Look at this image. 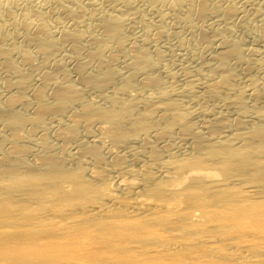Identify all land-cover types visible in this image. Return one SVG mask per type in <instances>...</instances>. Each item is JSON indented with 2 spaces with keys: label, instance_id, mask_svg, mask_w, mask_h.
Returning <instances> with one entry per match:
<instances>
[{
  "label": "bare ground",
  "instance_id": "6f19581e",
  "mask_svg": "<svg viewBox=\"0 0 264 264\" xmlns=\"http://www.w3.org/2000/svg\"><path fill=\"white\" fill-rule=\"evenodd\" d=\"M51 1L0 0V264H264V71L204 24L236 6L161 0L215 47L177 84L132 0Z\"/></svg>",
  "mask_w": 264,
  "mask_h": 264
},
{
  "label": "rangeland",
  "instance_id": "374dc122",
  "mask_svg": "<svg viewBox=\"0 0 264 264\" xmlns=\"http://www.w3.org/2000/svg\"><path fill=\"white\" fill-rule=\"evenodd\" d=\"M18 1L20 2L19 4H28L31 7H36V5L37 7L43 6L42 8L45 9L43 11V17L45 22H47L49 26H54L55 23H61L65 25L66 23H70L67 19L61 17V15L56 14V16L52 13H49L48 9L51 10L50 8L53 7V3L51 0ZM224 1L222 0L225 5L227 4L236 6L237 12L234 15L235 17L233 16L230 18V20L227 19L225 22H219L217 20L219 18L216 17L213 19L208 18V23L207 20H205L204 24L205 26H210L209 28H222L225 25L228 27L230 26V29L232 28L233 31L231 30V38H233L237 45L240 47L239 49L241 56L239 55L240 59L228 58L227 64L229 63L228 65L232 69V71H234L237 80L242 83V81L244 82L248 77H257V75H260L261 71H264V4H261L264 3V0ZM82 2L84 3L85 0H82ZM109 3H112V1L109 0ZM162 3L163 1L161 2V0H132V4L134 6H132L133 9L131 10H134L136 8L139 12H134L135 10L131 12V14H133V19L129 20V22L127 21L128 23L126 22L127 24L124 25L125 29L123 30L127 33L129 32L128 34L134 35L136 37H142V35L146 37L145 48L148 49L151 57L158 56V60L156 61V64L158 66L156 68V72L165 81L169 80V78L166 79L167 77L172 78V76H174L172 80H175L174 82L178 84L180 81H183L184 75L182 74H186L187 71H189L187 73H190L188 74L190 75V77H194L195 70L198 68V63L201 57L204 60H206L205 58L207 57L209 58L210 54L214 52L215 47L214 49H212L213 51H207L204 49L205 44L202 45V43L204 42H198L195 39H191V37L195 38L193 33L191 32V34L186 26L185 28L181 27L183 23L181 24L180 21L176 18L175 20H172L174 19V17L167 8L166 2L164 1V3ZM128 12H130V10ZM161 12L163 13L161 14ZM131 14L129 13L130 16H132ZM209 22L215 23H212L210 25ZM148 23H159V27L161 25L160 30L158 32L154 29H150L148 31ZM196 45L197 47H195ZM154 60L156 59L154 58ZM245 62L249 64V70L247 72L242 71ZM31 74L36 75V72H32ZM86 95L87 97L89 96L90 98H93L97 96L98 93L95 92L94 95L93 91L89 90L86 91ZM191 108H193V103ZM219 110L220 108L218 109V111ZM197 118H199V120L197 119L196 122L197 124H199L201 119L200 117ZM50 124L51 126L54 125V123ZM177 140L178 139H176V142L179 141Z\"/></svg>",
  "mask_w": 264,
  "mask_h": 264
}]
</instances>
